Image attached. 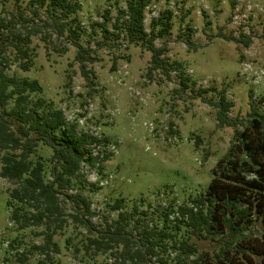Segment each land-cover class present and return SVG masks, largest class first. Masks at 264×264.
Instances as JSON below:
<instances>
[{
    "label": "rangeland",
    "instance_id": "rangeland-1",
    "mask_svg": "<svg viewBox=\"0 0 264 264\" xmlns=\"http://www.w3.org/2000/svg\"><path fill=\"white\" fill-rule=\"evenodd\" d=\"M78 1L77 13L86 29L81 38L84 45L96 44L92 23L103 20L105 8L111 11L107 25L113 28L119 7L127 5V0ZM28 2L0 0V13L16 14L20 4L30 14ZM168 10L172 13L170 27L160 34L163 22H154L157 18L166 21ZM41 14L46 16L44 7ZM144 24L149 33L154 30L155 44L167 47L165 58L180 61L190 76L185 91H175L180 85L179 67H173L170 76L160 68L149 76L152 52L142 44H130L124 36L115 48L97 47L98 59L87 63L95 80L90 85L75 59L77 47L64 37L54 35L46 43L41 34L34 35L32 68L6 66L11 75L27 76L42 84L40 91L30 93L32 100L43 97L62 109L78 129L109 137L107 145H94L93 150L108 149L112 155L96 167L83 164L84 189L74 177L70 188L60 195L66 222L54 234L58 250L49 254L34 246L45 242L44 225L22 228L12 219L9 191L17 184L0 175V264H132L119 263L110 250L85 251L82 243L87 229L76 225L70 216L73 206L66 192L84 190L95 211L92 219L98 224L117 216L121 208L112 205L117 198H123L125 209L135 203L142 210L149 209L153 224L158 209L170 203L177 207L190 196L201 194L222 167L236 166L248 179L259 175L255 170L257 162L264 161V151L251 159L234 137V128L218 125L216 107L192 95L191 86L214 85L217 90L206 93L214 99L226 88L227 97L234 102L229 114L243 118L238 128L251 130L254 147L259 143L261 133L250 125L249 112L251 100L264 109V102L259 101L264 94V0H150ZM246 35L250 36L247 45L241 40ZM189 38L191 46L185 42ZM60 45L68 50H56ZM114 58L116 68L112 70ZM49 149L38 146L46 159L51 156Z\"/></svg>",
    "mask_w": 264,
    "mask_h": 264
},
{
    "label": "trees",
    "instance_id": "trees-1",
    "mask_svg": "<svg viewBox=\"0 0 264 264\" xmlns=\"http://www.w3.org/2000/svg\"><path fill=\"white\" fill-rule=\"evenodd\" d=\"M149 4L150 0H127L125 7H119L113 28L107 25L112 15L109 7L105 8L103 20L92 23L95 45L81 42L86 29L77 13L78 0H30V14L20 4L16 14L0 13V175L17 184L9 191L12 219L22 228L45 226V242L34 245L45 254L58 250L54 234L66 222L60 195L70 188L74 177L79 180L78 187L84 189L83 164L96 167L110 158L112 154L108 149L97 153L93 150L94 145H107L110 139L78 129L76 122H70L62 109L52 106L43 97L32 100L30 93L40 91L42 84L27 76L11 75L5 71L6 66L17 64L24 70L32 68L36 54L31 46L34 35L41 34L46 43L54 35L64 37L77 47L75 59L80 64L81 75L90 85L95 80L87 63L98 59L97 47L115 48L124 36L130 44H142L152 52L149 76L157 68L170 76L172 68L179 67L180 85L175 91H185L190 87V76L184 72L180 61L165 58L167 47L156 45L154 30L149 33L145 27V7ZM43 7L45 17L41 14ZM167 12L166 21L157 18L154 22H163L160 34L170 27L172 13ZM249 37L241 39L244 44H248ZM185 42L193 44L190 38ZM55 49L66 52L68 47L60 45ZM111 68H116L115 58ZM191 87L192 95L216 107L218 125L233 127L239 145L251 159H257L258 152L264 151V109L260 104L251 100L250 125L261 133V140L254 147L251 130L238 128L243 118L229 114L234 102L227 97L226 88L214 99L206 95L212 89L217 90L214 85ZM259 101L264 102V94ZM40 144L51 148L48 159L38 151ZM255 171H259V175L248 179L236 166L222 167L221 173L212 178L201 194L190 196L177 207L170 203L158 209L153 224L149 209L142 210L137 203L125 209L123 198H117L112 204L114 209L121 208L117 216L107 218L103 225L98 224L92 219L95 211L84 190L64 195L72 202L73 211L69 214L76 225L87 229L82 243L85 251L110 250L119 263L264 264L263 160L257 162ZM30 207L35 211L30 212ZM259 224L261 232H257Z\"/></svg>",
    "mask_w": 264,
    "mask_h": 264
}]
</instances>
